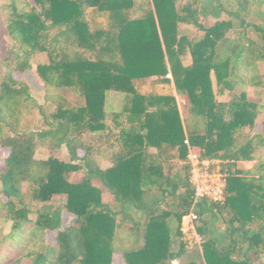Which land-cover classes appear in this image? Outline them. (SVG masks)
I'll list each match as a JSON object with an SVG mask.
<instances>
[{
    "label": "trees",
    "instance_id": "16d2710c",
    "mask_svg": "<svg viewBox=\"0 0 264 264\" xmlns=\"http://www.w3.org/2000/svg\"><path fill=\"white\" fill-rule=\"evenodd\" d=\"M7 1L13 44L0 81V145L8 150L0 158V203L11 230L0 240V264L13 246L23 248L14 264H112L118 252L126 264H264V159L239 166L264 150V120L261 131L247 130L264 112L247 91L262 87L264 96V0H150L147 9L136 0ZM209 16L217 20L207 25ZM41 53L49 62L34 66ZM34 67L46 87L83 99L58 104L47 129L34 128L42 106L14 77ZM147 84H174L187 98L183 111L173 92L144 90ZM109 92L123 95L119 110H107ZM189 116L203 127L190 128ZM62 147L69 161L55 154ZM190 147L201 159L222 160L228 173L223 200L195 206L203 242L191 258L182 231L194 206ZM40 150L48 156L37 158ZM81 170L80 181L69 179ZM104 191L115 203L103 200ZM56 196L65 203L52 204ZM63 211L75 216L64 229ZM47 231H58L56 246Z\"/></svg>",
    "mask_w": 264,
    "mask_h": 264
},
{
    "label": "rangeland",
    "instance_id": "374dc122",
    "mask_svg": "<svg viewBox=\"0 0 264 264\" xmlns=\"http://www.w3.org/2000/svg\"><path fill=\"white\" fill-rule=\"evenodd\" d=\"M138 5H144L145 9L150 7V0H136ZM190 0H181L178 2V6H182L183 4H186L187 2H189ZM204 2H206V0H203ZM7 0H0V81L3 78V75L6 72V67L3 64V59L5 58V56L7 55V52L9 50V45L13 44L12 40L8 37L6 29H5V23H4V13H3V9L2 7L7 3ZM264 9V8H263ZM141 15L140 11H136L134 12V16H139ZM90 17V16H89ZM230 17H228L227 15H222L221 19H226L228 20ZM89 20H92V18L90 17ZM217 19L214 18L213 16H209L206 20H202V22H204L205 24L209 25V24H213ZM98 21L102 24L104 22H106V19L103 17H99ZM257 21H260V19H257ZM93 24H95L92 21ZM181 30L187 31L190 35H200L203 32L200 31L197 27L192 26V25H181ZM87 55H90L89 53H87ZM192 61V57L190 54H188L185 59L184 62L185 64H190ZM49 62V57L46 53H41L38 54L34 57L33 63L34 66L37 63H48ZM259 68L262 72H264V62H260L259 63ZM14 77L16 79H20L21 81H23L25 84H27V88L25 89V92L27 95H31L39 105L42 106L41 110H39V108L36 110L35 113V117H34V128L35 129H47L49 128V126L52 124V120L50 119L51 115L54 113V111L57 108L58 104H64V105H72V106H76L79 105L83 102V99L79 97V95L74 92L72 89H65V88H51V87H46L43 80L40 78V76L38 75L36 68L34 67L33 69H28L25 72L21 73V72H17L14 74ZM171 77V76H170ZM149 86L152 89H155L157 91H161L163 93H168V92H173V94H175L178 102L181 105V109L183 111V107L185 106V104L187 103V98L186 96H184L183 94H181L180 92L177 91L176 87L174 84L170 85H166V84H162V85H146L143 87L144 90H148L150 89ZM140 90L142 91V86H139ZM241 89L237 88L235 92H239ZM247 91L250 95V99L252 101L255 102H262V104L264 105V96L262 93V87H257L255 90L254 88L251 89V87L247 88ZM121 95L113 93V92H109L108 93V98H107V110L112 111V110H118L119 108V104H121V102H123V97L121 99ZM226 100L230 99L229 96L225 97ZM184 116V115H183ZM186 119V118H185ZM264 120V112H261L260 116L258 117L256 124L254 127H247V130L250 132H257V131H261L263 129V121ZM108 123H110L111 125L113 124L112 122V118L111 116L108 117ZM188 126L191 127H203L204 125V121L202 120V118H195V117H187V120L185 122ZM193 151L199 154L198 150H195L193 148ZM261 152V153H260ZM8 154V150L4 149L1 147L0 145V158H2L3 156ZM49 154L48 151L45 150H40L37 154L36 157L37 158H45L47 157ZM59 158L69 161V156H68V152L66 147H62L61 150L59 152L55 153ZM256 161H258V163L260 161H262L264 159V150H257L256 152ZM220 161V168L224 169L222 160L217 159ZM240 166V165H239ZM252 165L247 163V165H241L240 167H244L247 168L251 167ZM84 171H78V172H74L71 173L69 175V179L71 181L77 182L80 181L83 176H84ZM224 174H228L225 173ZM23 190L26 193L27 199L26 202L31 201V186L27 183H24L23 185ZM103 200L105 202L108 203H115V200L113 198V196L108 192V191H104L103 194ZM66 198L65 196H56L54 197V199L52 200V204L55 205H61L63 203H65ZM42 205H45L44 203H36V209H40L42 207ZM30 218L32 221H35L37 219V215L36 214H31ZM75 221V216L72 214L67 213L66 211H63L62 214V228H66L68 226H70L73 222ZM189 223H188V217H184L183 220V227H188ZM11 230V222H8L5 218V210L3 209V207L1 206L0 203V240L2 239L3 236H5L6 234H8ZM57 233L58 231H47V237H46V241L48 244L56 246L57 245ZM186 240H188V246L191 248L188 251V257L191 258V256L194 255H201L202 253V242L203 239L201 238V236L198 235V237L193 238L191 237L189 234L188 236L186 235ZM12 251L13 254L12 256H10L9 260L4 261L2 264H14L15 260L21 256L23 248L21 249H17L15 246L12 247ZM253 257V261L255 263H257V258L255 255L251 254ZM21 264H31V262L25 261ZM112 264H126L124 257L122 255V253H115L113 256V261ZM172 264H178V261L175 260Z\"/></svg>",
    "mask_w": 264,
    "mask_h": 264
},
{
    "label": "built area",
    "instance_id": "2783aa9c",
    "mask_svg": "<svg viewBox=\"0 0 264 264\" xmlns=\"http://www.w3.org/2000/svg\"><path fill=\"white\" fill-rule=\"evenodd\" d=\"M188 158L191 164V181L195 192L194 206L185 216V218L188 217L189 226L182 227V231L185 236L189 234L191 237L196 238L199 235L197 231L199 215L195 211V206L203 198L213 201L223 200L227 174H224L220 168L219 160L201 159L192 147H190Z\"/></svg>",
    "mask_w": 264,
    "mask_h": 264
},
{
    "label": "crops",
    "instance_id": "0c3cea01",
    "mask_svg": "<svg viewBox=\"0 0 264 264\" xmlns=\"http://www.w3.org/2000/svg\"><path fill=\"white\" fill-rule=\"evenodd\" d=\"M171 75H169V77H170ZM256 88H254V90H255ZM113 93H115V92H113ZM116 94H119V95H121L122 97H123V95L121 94V93H116ZM122 97H121V99H122ZM249 97H250V95H249ZM178 104H179V107H180V109L182 108L181 107V105H180V103L178 102ZM122 105H123V102H121V104H119V108H121L122 107ZM119 110V109H118ZM181 111H182V109H181ZM194 148V147H193ZM195 150H197L196 148H194ZM247 163H249V164H251L252 166L251 167H248V168H255L256 166H257V164H258V161H256V159H254V160H252V161H241L240 163H239V165L241 166V165H247ZM242 168V167H241ZM244 168V167H243ZM244 169H247V168H244Z\"/></svg>",
    "mask_w": 264,
    "mask_h": 264
}]
</instances>
